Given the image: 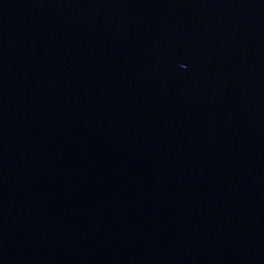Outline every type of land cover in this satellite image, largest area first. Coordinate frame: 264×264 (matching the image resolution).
Here are the masks:
<instances>
[{"label": "water", "instance_id": "water-1", "mask_svg": "<svg viewBox=\"0 0 264 264\" xmlns=\"http://www.w3.org/2000/svg\"><path fill=\"white\" fill-rule=\"evenodd\" d=\"M0 264H264V0H0Z\"/></svg>", "mask_w": 264, "mask_h": 264}]
</instances>
